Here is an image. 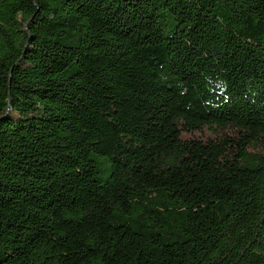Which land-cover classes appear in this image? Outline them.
I'll return each mask as SVG.
<instances>
[{"label":"trees","instance_id":"trees-1","mask_svg":"<svg viewBox=\"0 0 264 264\" xmlns=\"http://www.w3.org/2000/svg\"><path fill=\"white\" fill-rule=\"evenodd\" d=\"M0 264H264V0H0Z\"/></svg>","mask_w":264,"mask_h":264},{"label":"rangeland","instance_id":"rangeland-1","mask_svg":"<svg viewBox=\"0 0 264 264\" xmlns=\"http://www.w3.org/2000/svg\"><path fill=\"white\" fill-rule=\"evenodd\" d=\"M94 157L99 167V172L96 175V179L101 182H106L110 175V162L108 158L103 156L94 155Z\"/></svg>","mask_w":264,"mask_h":264}]
</instances>
